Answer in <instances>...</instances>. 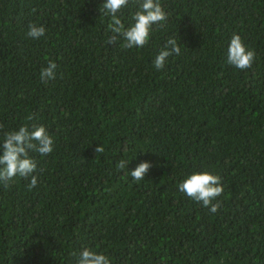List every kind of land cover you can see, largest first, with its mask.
<instances>
[{"label": "trees", "instance_id": "16d2710c", "mask_svg": "<svg viewBox=\"0 0 264 264\" xmlns=\"http://www.w3.org/2000/svg\"><path fill=\"white\" fill-rule=\"evenodd\" d=\"M105 2L0 0V142L25 124L54 141L30 153L34 188L0 184V264H76L84 247L111 264H264V0H160L167 22L132 49L107 44ZM234 33L250 69L227 63ZM169 37L181 52L158 71ZM193 172L221 177L217 213L178 190Z\"/></svg>", "mask_w": 264, "mask_h": 264}, {"label": "clouds", "instance_id": "9594fccd", "mask_svg": "<svg viewBox=\"0 0 264 264\" xmlns=\"http://www.w3.org/2000/svg\"><path fill=\"white\" fill-rule=\"evenodd\" d=\"M132 2L138 6V10L132 16L133 23L126 27L118 15L122 9ZM105 16H109L110 35L107 44H116L123 40L125 49L143 48L150 41L154 26L158 30L163 28L168 20V14L164 11L160 0H106L102 6ZM46 29L36 24L29 25L27 36L39 39L44 36ZM180 41V40H179ZM181 48L175 37H169L153 60L156 70H162L168 59L180 55ZM255 51L248 49L239 34H233L227 49V63L240 69H250L255 60ZM57 75V64L49 60L46 67L40 71L41 81L47 83L54 80ZM32 117H29L31 120ZM3 126L0 125V129ZM53 138L43 125H32L31 130L27 124L22 125L18 130L6 131L3 133V140L0 142V184L5 188L16 178L28 179L29 190L37 185V162L30 156V153H39L47 156L53 152ZM96 153L103 152L104 148L99 146ZM128 161L120 160L117 167L124 170ZM152 165L149 162H141L130 175L134 181H141ZM178 190L191 200L202 203L213 214L217 213L221 204L217 199L223 194L221 177L210 172H193L188 175L179 185ZM215 201V202H214ZM76 257V264H111L108 255L103 252L93 251L88 247L82 248Z\"/></svg>", "mask_w": 264, "mask_h": 264}]
</instances>
